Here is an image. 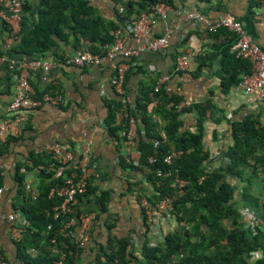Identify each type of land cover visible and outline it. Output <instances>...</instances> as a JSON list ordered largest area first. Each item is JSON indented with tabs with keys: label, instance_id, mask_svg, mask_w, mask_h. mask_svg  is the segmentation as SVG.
I'll return each instance as SVG.
<instances>
[{
	"label": "trees",
	"instance_id": "1",
	"mask_svg": "<svg viewBox=\"0 0 264 264\" xmlns=\"http://www.w3.org/2000/svg\"><path fill=\"white\" fill-rule=\"evenodd\" d=\"M113 1L118 4L115 20L99 14L91 0H40L34 24L30 26L29 20L22 19L11 53L32 57L45 54L59 41H71L76 49L104 55L107 45L115 42L114 32L127 27L143 13L155 16L154 6L160 0ZM257 1L251 0V3ZM119 5L123 6L122 11ZM3 8L0 0V11ZM28 8L25 3L24 10ZM4 24L11 32L9 24L5 21ZM206 32L215 41V51L205 64L216 58L220 60V87L227 92L242 82L243 75L252 72V62L231 51L237 39L234 33L225 28ZM127 77L128 71L125 80ZM157 86L156 80L143 83L134 102L129 101L125 93L109 100L105 124L113 137L120 140L123 132L121 140L128 141L127 132L132 120L135 121L137 161L127 160V163L122 159V165L145 175L153 189L152 195L147 196L152 207L170 199L172 208L168 212L175 219L171 224L173 229L168 231L162 225L163 240L150 241L147 235L152 229L142 202L147 222L142 244L136 246L130 233L120 237L110 235L95 259L85 264H264V111L230 121L231 143L223 152L224 162L210 169L211 154L205 147L204 123L215 116L211 100L180 107L184 101L181 95L169 94L164 86L155 91ZM58 90L57 85L42 92L35 89L36 97L42 98L45 93ZM193 111L197 112V129H183L182 115ZM118 113L124 115L122 122L117 121ZM20 138L9 136L0 141V156L8 153L12 143ZM76 156L78 158L80 153ZM167 156H171V163L165 162ZM78 164L61 170L51 155L37 153L35 149L16 164L14 208L28 221L20 239H16L23 261L58 264L62 260L63 264H78L84 247L74 234L77 224L67 225L69 215L56 216L64 200L59 189L72 173H76V179L82 176ZM32 178L37 179V194L27 188ZM4 180L5 172L0 169V189ZM140 183L133 182L131 188L139 190ZM97 190L95 175H92L86 192L78 195L75 208L78 217L82 214L79 203L94 194L98 195V212H108L111 191L97 193ZM246 216L251 219L247 220ZM111 219L114 222L109 228L116 225L118 216L111 215ZM0 255L9 262L1 250Z\"/></svg>",
	"mask_w": 264,
	"mask_h": 264
},
{
	"label": "crops",
	"instance_id": "2",
	"mask_svg": "<svg viewBox=\"0 0 264 264\" xmlns=\"http://www.w3.org/2000/svg\"><path fill=\"white\" fill-rule=\"evenodd\" d=\"M26 3L29 8L23 10L18 22L19 27L22 19L29 20L30 26L37 19L40 0H26ZM91 4L106 19H116L118 4L113 0H91ZM169 6L170 9L165 14L153 15L150 33L145 37L131 33L128 30L129 25L119 29L124 44L130 47H138L161 36H167L169 39L164 49L117 60L124 62L128 67L124 93L129 101L134 102L142 84L156 80L169 94L181 95L185 103L192 105L210 99L215 116L205 120L204 140L205 147L211 154L208 167L215 169L224 162L223 152L231 143L230 121L243 119L249 113H263L264 97L246 94L240 84L233 85L227 92H223L220 87V60L216 58L205 64L208 56L215 51V41L206 32L207 24L220 17L233 15L242 22L245 32L252 35L264 48V7L262 0H258L256 4L251 3V0H212L208 4L198 0H174ZM2 10L0 54L8 56L9 61L0 65V122L6 116L5 109L16 94V69L13 65L16 66V63L22 60L42 58L52 64L49 71H31V84L41 92L49 86L57 85L58 92L64 97V103H45L41 107L25 110V119L21 125L22 134L18 136L21 137L20 140L12 143L8 153L0 156V169L5 172L4 185L0 192V250L9 260V264H32L20 258L13 235L15 225L23 229L28 224L23 215L14 208L17 194L15 167L18 162L25 160L31 149L52 143L67 144L77 154L85 144H89L92 160L96 163V192L111 191L108 212H98L97 194L78 205L82 214L94 213L97 220L94 222L90 240L83 248L77 263L85 264L94 260L100 246L106 245L110 235L120 237L130 233L135 245L139 247L147 230L141 203L147 200V196L152 195L153 189L146 181L145 175L122 165V159L127 162L137 157V145L130 143L129 138L128 141L121 140L123 132L120 133V140L113 137L105 124L109 113L107 102L124 94L119 93L113 86L112 63L105 60L101 66L86 67L67 64L64 60L67 56L81 51L76 49L71 41H59L57 46L45 54L32 57L11 53L17 33H14L13 29L11 32L7 30L4 24V21H7L1 13L9 15L10 11L5 7ZM194 11L203 12L207 20L188 18L187 13ZM182 54H189L190 65L186 70L177 69V59ZM123 118V113H118L117 121L122 122ZM262 118L264 120V113ZM182 119L183 129H197L196 111L184 113ZM135 181L141 182L139 190L131 188ZM31 185L35 188L37 179L32 178ZM12 214L16 216L14 220L9 218ZM111 215L118 216V220L115 226L109 228V224L114 222ZM158 218L166 230L173 229L171 224L175 219L171 217L168 209L159 212ZM246 219L249 220V217L246 216ZM79 230L77 228L75 231L77 239ZM147 236L150 241H158L153 232Z\"/></svg>",
	"mask_w": 264,
	"mask_h": 264
},
{
	"label": "built area",
	"instance_id": "3",
	"mask_svg": "<svg viewBox=\"0 0 264 264\" xmlns=\"http://www.w3.org/2000/svg\"><path fill=\"white\" fill-rule=\"evenodd\" d=\"M3 5L10 14L1 13L4 19L10 24L11 30L17 33L20 30L18 22L21 19V14L24 10L26 0H2ZM264 7V0H262ZM120 10H123V6L119 5ZM170 9L168 3L160 0L155 6L154 14H165ZM3 11V10H2ZM187 17L195 20H207L206 16L201 11H194L187 13ZM153 17L147 13H143L136 20H134L129 26L128 30L131 33L145 37L150 33V27ZM220 28H225L228 31L234 33L237 36L236 41L231 46V51L241 58H246L252 62V72L243 76V80L240 83L244 92L250 96L264 97V48L254 40L252 35L245 32L244 26L240 20L233 15H227L218 18L214 22H208L207 29L209 31H217ZM116 39L115 42L107 45L104 55L91 53L89 51H77L71 56L65 58V62L70 65L77 67L86 66H101L105 60H109L112 64L114 71L113 85L116 90L123 94L124 81L126 71L128 69L124 62H118L119 58H132L136 57L147 51H156L164 49L169 39L167 36L157 37L150 40L138 47H130L124 44L123 39L120 36V31L114 32ZM9 61V57L0 54V65ZM190 65L189 54H182L177 59V69L186 70ZM52 67L50 62L43 60L42 58H34L31 60H22L13 65V68L18 70L15 72L14 77L17 83L16 94L10 104L6 107V116L0 122V141L5 140L9 136H19L22 134V123L25 119L23 112L29 109H35L43 106L45 103L60 105L64 103V97L60 92H47L42 98L36 97V91L30 82V72L36 69H43L49 71ZM160 85H158L155 91H159ZM2 94L0 92V107ZM190 103L182 101L180 107L190 106ZM130 143L134 146L137 145L138 134L135 127V121L132 120L130 129L127 132ZM37 153H47L58 163L61 170L70 168L72 165L79 163V169L82 170V176L76 179L78 176L76 173H72L71 178L59 189L60 193L64 196V200L59 206V210L56 216L69 215L68 226L77 224L80 233L78 240L80 244L85 245L90 240L92 227L95 222L96 215L94 213L86 215L81 214L77 216L76 206L79 202L78 195L86 192L88 179L90 176L95 175L96 163L93 162L91 157V148L89 144H85L80 156L77 158L74 150L67 144L63 143H52L47 144L43 147L35 148ZM77 160V162L75 161ZM137 161V157L134 158ZM155 158H151L153 162ZM165 162L171 163V156L165 158ZM161 173V172H159ZM27 188L34 194H37L35 188L31 184H27ZM2 189H0V192ZM54 189L52 190V192ZM143 205L146 207V215L148 223L158 237V240H163V228L158 218L157 212H163L170 210L171 202L170 199L164 200L162 203L157 205L156 208L152 207L147 200L143 201ZM9 218L14 220L15 215H10ZM250 218V217H249ZM251 219V218H250ZM76 228V229H77ZM75 234V233H74ZM13 235L15 239H20L22 235V228L15 225L13 228ZM0 264H9L5 258L0 255ZM58 264H63V261H59Z\"/></svg>",
	"mask_w": 264,
	"mask_h": 264
},
{
	"label": "rangeland",
	"instance_id": "4",
	"mask_svg": "<svg viewBox=\"0 0 264 264\" xmlns=\"http://www.w3.org/2000/svg\"><path fill=\"white\" fill-rule=\"evenodd\" d=\"M75 154H76V151H75ZM77 162V160H75ZM154 235L157 237V235L154 233Z\"/></svg>",
	"mask_w": 264,
	"mask_h": 264
}]
</instances>
